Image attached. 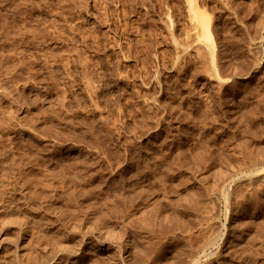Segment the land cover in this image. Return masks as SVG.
I'll return each instance as SVG.
<instances>
[{
  "label": "rangeland",
  "instance_id": "obj_1",
  "mask_svg": "<svg viewBox=\"0 0 264 264\" xmlns=\"http://www.w3.org/2000/svg\"><path fill=\"white\" fill-rule=\"evenodd\" d=\"M198 1L216 17L220 77L187 43V0H0V229L24 259L112 264L105 248L128 243L133 264H177L178 252L187 264L218 233L213 259L264 264V176L249 180L264 175V44L248 38L264 0Z\"/></svg>",
  "mask_w": 264,
  "mask_h": 264
},
{
  "label": "bare ground",
  "instance_id": "obj_2",
  "mask_svg": "<svg viewBox=\"0 0 264 264\" xmlns=\"http://www.w3.org/2000/svg\"><path fill=\"white\" fill-rule=\"evenodd\" d=\"M183 2H184V0H182ZM188 1V6L189 7H186V8H188V15L189 16H187L188 18H189V22H187L189 25H190V28H189V31H188V34H187V36H188V38L190 39V42L191 43H189V41L187 42L188 43V45L189 44H191V46H193L192 45V43L193 44H195V46L197 47V48H195L194 46V50L195 49H198L199 50V52L198 53H200L202 56H203V58L205 59L206 57H208V59H210L209 61V63L207 64V63H204V61H207L206 59L205 60H203V62H201L202 60V58H201V55H199V57L201 58L200 60H198V61H200V63H204V64H206L207 66H206V71H207V73L209 72V71H212L211 73H212V76H218V75H220L221 76V72H220V67H222L221 65V63L222 62H220L219 61V59H218V54H219V50L220 49H218L219 48V42L221 41H218V29H217V26H215V24L216 23H214V20H213V11H211L212 13V15L211 14H209L210 13V7H209V9L207 8V3L205 4L206 5V7L204 8V6H203V8H202V6H201V3H199L200 1H198V0H187ZM224 1V0H223ZM228 1V0H227ZM229 1H231V0H229ZM64 2V1H63ZM62 2V3H63ZM109 2V1H108ZM176 2V1H175ZM180 2V1H179ZM203 2V1H202ZM216 2H218V1H216ZM225 2H226V0H225ZM170 3V2H169ZM172 3H174V2H172ZM187 3V2H186ZM209 3V2H208ZM228 3V2H227ZM50 4V3H49ZM52 4V3H51ZM51 4H50V6H51ZM66 4V3H65ZM176 4H178V3H176ZM182 4V3H181ZM214 4H217V3H215L214 2ZM171 5V4H170ZM170 5H168V7L170 6ZM180 5V4H179ZM184 5V4H183ZM209 5H210V3H209ZM174 6V5H173ZM181 6V5H180ZM107 7V6H106ZM211 7H212V5H211ZM44 8V7H43ZM47 8H48V4H47ZM50 8V7H49ZM108 8V7H107ZM253 8L254 7H252V12H253ZM54 9V8H53ZM110 9V8H109ZM170 9H172V8H170L169 7V12H170ZM181 9V8H180ZM182 9H185V8H183V6H182ZM208 9V10H207ZM212 9H213V7H212ZM41 10H42V8H41ZM45 10V9H44ZM56 10V9H55ZM187 10V9H186ZM213 10H215V9H213ZM58 11V10H57ZM174 11V10H173ZM177 11V10H176ZM181 11L182 10H180V11H178V12H180L181 13ZM217 11V10H216ZM46 12V11H45ZM59 12V11H58ZM62 12V11H61ZM60 12V13H61ZM116 12V11H115ZM115 14V13H114ZM171 14H173L174 15V12L172 13V10H171ZM178 14V13H177ZM183 14H185V13H183ZM215 14V13H214ZM251 14V13H250ZM169 15H170V13H169ZM168 15V17H170ZM186 15V14H185ZM176 16V15H175ZM216 16V15H215ZM219 16V15H218ZM174 17V16H173ZM178 17H180V16H178ZM15 18V17H14ZM17 18V17H16ZM181 18V17H180ZM182 18H184V17H182ZM216 18V17H215ZM214 18V19H215ZM264 18V17H263ZM262 18V19H263ZM170 20H171V18H169ZM175 19H177V18H175ZM186 19V18H185ZM16 20V19H15ZM178 20V19H177ZM216 20V19H215ZM173 21V20H172ZM171 21V23H173ZM183 21H185L184 19H183ZM186 21H187V19H186ZM185 21V22H186ZM176 22V21H175ZM174 22V23H175ZM181 22H182V20H181ZM28 23V22H27ZM173 23V24H174ZM183 23V22H182ZM23 24L24 23H22V26H23ZM109 24H111V23H109ZM108 24V25H109ZM187 24V25H188ZM26 25H28V24H26ZM26 25H24V26H26ZM177 25V24H176ZM21 26V25H20ZM19 26V27H20ZM172 28H173V26H172V24L170 25ZM181 26H183V24H181ZM180 26V27H181ZM257 26H258V24H257ZM175 27V26H174ZM177 27V26H176ZM176 27H175V29H176ZM183 27H185V23H184V26ZM182 27V28H183ZM188 27V26H187ZM22 27H20V29H21ZM24 28V27H23ZM22 28V29H23ZM25 28H27L28 30H30V32L32 31V29L30 28H28L27 26L25 27ZM171 28V29H172ZM256 28V27H255ZM19 29V28H18ZM22 29H21V31H22ZM179 29V28H178ZM186 29H188V28H186ZM135 30V29H134ZM174 30V29H173ZM172 30V31H173ZM180 30V29H179ZM18 31V30H17ZM18 32V33H21V34H17V33H15V34H17L18 36L19 35H25V33H27V32H24V30L22 31V32ZM25 31H26V29H25ZM171 31V32H172ZM183 31H184V29H183ZM182 31V32H183ZM253 31V30H252ZM130 32V31H129ZM128 32V33H129ZM175 32V31H174ZM251 32V31H250ZM254 32H256V35L254 36H252V35H250V36H248V38H250L251 40H250V46L252 47V48H255V50L256 49H260V51H257L256 50V52H261V47H263V44H264V19L263 20H261V22H260V24H259V26H258V29H257V31H255L254 30ZM28 33H29V31H28ZM127 33V32H126ZM180 33V32H179ZM178 33V34H179ZM187 32H185V34H186ZM253 33V32H252ZM173 34V32L171 33V35ZM250 34V33H249ZM33 35H34V33H33ZM98 35V34H97ZM177 35V34H176ZM176 35H174V36H176ZM180 35V34H179ZM181 35H183V34H181ZM34 36H36V35H34ZM100 36V35H99ZM129 36V35H128ZM169 36H170V34H169ZM184 36H186V35H184ZM21 37V36H20ZM126 37V36H125ZM130 37V36H129ZM172 37V36H171ZM178 37V36H177ZM177 37H175V38H177ZM181 36H179L178 38L179 39H181V40H183L182 38H184V37H182V38H180ZM100 38V37H99ZM133 38V37H132ZM138 38V37H137ZM137 38H135V39H137ZM145 38V37H144ZM168 38V37H167ZM175 38H173L172 37V39H174L175 40ZM178 38H177V40H178ZM185 38H187V37H185ZM185 39L186 41L187 40H189V39ZM247 38V39H248ZM95 39H97V38H95ZM131 39V38H130ZM132 40V39H131ZM168 40V39H167ZM181 40H179V41H176V42H181ZM114 41V40H113ZM169 41V40H168ZM171 41V40H170ZM173 41V40H172ZM175 41H173V42H175ZM115 42V41H114ZM136 42V41H135ZM96 43H97V41H96ZM98 43H99V40H98ZM138 43V42H137ZM183 43V42H182ZM102 44V43H101ZM131 44V43H130ZM132 44H133V40H132ZM131 44V45H132ZM174 44V43H173ZM179 44V43H178ZM177 44V45H178ZM222 44V43H221ZM220 44V45H221ZM247 44H249V43H247ZM136 45V44H135ZM176 45V43H175V46H177ZM183 45V44H182ZM182 45H181V43H180V46L182 47ZM101 46V45H100ZM100 46L98 47V48H100ZM120 46V45H119ZM138 46H139V43H138ZM174 46V45H173ZM179 46V47H180ZM249 46V45H248ZM249 46V47H250ZM181 47L178 49L179 51H181L180 49H181ZM186 47V46H185ZM250 47V48H251ZM134 48V47H133ZM138 48V47H137ZM176 48H178V47H176ZM220 48H223V47H221L220 46ZM173 49V48H172ZM182 49H184V48H182ZM187 49H189L188 48V46H187ZM185 51H187L186 50V48L184 49ZM183 50V51H184ZM252 50V49H251ZM254 50V49H253ZM174 51H175V49H174ZM191 51H193V50H191ZM190 51V52H191ZM223 51V50H222ZM179 53H182V51L181 52H179ZM178 53V54H179ZM186 52H184L183 54H185ZM189 52H187L186 54H188ZM193 53V52H192ZM223 53V52H222ZM176 54H177V50H176ZM183 54H182V57H183ZM185 54V55H186ZM221 54V53H220ZM189 55H191L190 53H189ZM194 55H196L195 53H194ZM197 55V56H198ZM181 56V55H180ZM187 56V55H186ZM175 57H176V55H175ZM179 57V56H178ZM181 57V58H182ZM185 57V56H184ZM188 57V56H187ZM220 57V56H219ZM193 58V57H192ZM195 58H196V56H195ZM195 58L193 59V60H195ZM25 59V58H24ZM23 58H22V60H24ZM178 59V58H177ZM183 59H185V58H183ZM198 58H196V60H197ZM29 60V59H28ZM174 60H176V59H174ZM179 60V59H178ZM178 60H176V61H178ZM181 61H182V59H180ZM185 60H187V59H185ZM192 60V59H191ZM192 60V61H193ZM25 61H26V59H25ZM24 61V63H28V62H25ZM181 61H180V63H181ZM191 61V62H192ZM23 62V61H22ZM190 62V63H191ZM194 62H196V61H194ZM176 63H178V62H176ZM189 63V62H188ZM21 64V63H20ZM19 64V65H20ZM186 64V63H185ZM185 64L183 65V67H185ZM193 64V63H192ZM191 64V65H192ZM196 64V63H195ZM194 64V65H195ZM198 64V63H197ZM203 64V65H204ZM181 65V64H180ZM180 65H177V66H180ZM188 65V64H187ZM193 65V66H194ZM262 65V64H261ZM24 66H25V64H24ZM197 66V65H196ZM191 67V66H190ZM210 69H209V68ZM21 68V67H20ZM26 68V67H25ZM25 68H23V69H25ZM180 69H182L181 67H180ZM22 70V69H21ZM211 73H208V74H210L211 75ZM214 74V75H213ZM212 76H211V78H212ZM220 76H218V77H220ZM173 78V77H172ZM217 78V77H216ZM91 82H89V84H90ZM91 85V84H90ZM175 88V87H174ZM95 90H97V89H95ZM98 92V91H97ZM130 99V98H129ZM149 103H150V101H149ZM172 108V107H171ZM174 108V107H173ZM166 109V108H165ZM62 111V110H61ZM66 111H69V110H66ZM67 113V112H66ZM70 113V112H69ZM59 114H60V111H59ZM62 114H63V112H62ZM61 115V114H60ZM172 115V114H171ZM69 117V116H68ZM70 119H72V118H70ZM73 120V119H72ZM159 123H161V122H159ZM139 148V147H138ZM8 150V149H7ZM7 150H5L6 151V154H8V155H5V152L3 153L6 157L7 156H9V153H7ZM39 150V149H38ZM37 150V151H38ZM42 150V149H41ZM44 150V149H43ZM48 150H50V149H48ZM136 150H138V149H136ZM141 151H143L142 149H140ZM10 151V149L8 150V152ZM47 151V150H46ZM140 151V152H141ZM12 152V151H11ZM41 152V151H40ZM43 152V151H42ZM50 152V151H49ZM137 152H139V150L137 151ZM136 152V153H137ZM31 153V152H30ZM30 153L28 154V152H27V155L30 157V156H32V155H30ZM135 152H134V154H136ZM41 154V153H40ZM40 154H38V155H40ZM42 154H44V153H42ZM46 154V153H45ZM140 154V153H139ZM142 154V153H141ZM140 154V155H141ZM13 155H14V153H13ZM35 155H37L36 153H35ZM139 155V156H140ZM4 156V157H5ZM12 156V155H11ZM16 156H17V154H15L14 155V157H12V158H14V159H16ZM135 156V155H134ZM35 157H37V156H35ZM136 157H138V155L136 156ZM143 157V156H142ZM162 157V156H161ZM160 157V158H161ZM3 158V157H2ZM2 158L0 159V160H2ZM11 158V157H10ZM9 158V159H10ZM60 158V157H59ZM62 158V157H61ZM132 158H134V157H132ZM131 158V159H132ZM163 158H164V156H163ZM13 159V160H14ZM155 159H156V157H155ZM158 159V158H157ZM5 160V159H4ZM3 160V161H4ZM11 161H12V159H10ZM61 160V159H60ZM137 160V159H136ZM153 160V159H152ZM2 161V162H3ZM7 161V160H6ZM9 161V160H8ZM110 161V160H109ZM143 161V160H142ZM158 161V160H157ZM10 162V161H9ZM8 162V163H9ZM14 162H16V161H14ZM13 161H12V163H14ZM66 162V160L64 161V163ZM139 162H140V159L138 158V161L137 162H133L132 161V163H131V165H133V163H134V165L135 164H137L136 166H138L139 165ZM144 162V161H143ZM146 162H148V161H146ZM156 162V161H155ZM4 163V162H3ZM7 162H5V164L4 165H6L7 166V164H6ZM79 163V162H78ZM130 163V162H129ZM10 164V163H9ZM60 164V163H59ZM62 164V163H61ZM66 164H67V162H66ZM66 164H64V165H66ZM141 164V163H140ZM145 164V163H144ZM153 164V163H152ZM12 164H10V165H8V166H11ZM16 165V164H15ZM112 165V164H111ZM147 165H149V164H147ZM155 165V164H154ZM157 165H158V163H157ZM68 166V165H67ZM149 166H151V165H149ZM0 167H1V165H0ZM70 167V166H69ZM126 167V166H125ZM128 167V166H127ZM131 167V166H130ZM161 167V166H160ZM2 168V167H1ZM7 169H11V167H6ZM5 168V169H6ZM14 168H15V166H14ZM14 168H12V170L14 169ZM62 168H64V166L62 167ZM72 168V166L70 167V169ZM74 168V167H73ZM110 168V167H109ZM124 168V167H123ZM138 168V167H137ZM142 169H144L145 170V167L143 168V167H141ZM151 168V167H150ZM153 168H154V166H153ZM82 169V168H81ZM141 169V170H142ZM61 171H62V169H60ZM66 170V169H65ZM68 170H69V168H68ZM73 170V169H72ZM74 170H76V169H74ZM78 170V169H77ZM83 170V169H82ZM122 170V169H121ZM127 170V169H126ZM152 170V169H151ZM153 170H156V168L155 169H153ZM158 170V169H157ZM69 171H71V170H69ZM79 172H80V169L78 170ZM132 171V170H131ZM135 171V170H134ZM138 171V172H137ZM140 170H138V169H136V171H135V173L137 172L138 173V175L140 176V174L139 173H143V172H139ZM143 171V170H142ZM146 171V170H145ZM144 171V172H145ZM252 172H251V174H249L250 175V179L249 180H251V178H256V176H261V178H263V173L259 170V169H253V170H251ZM66 172H68V171H66ZM83 172V171H82ZM122 172V171H121ZM148 172L150 173V171L148 170ZM148 172H146L145 174L147 175V177H151V175H148L147 173ZM156 173H157V171H155ZM243 172V171H242ZM245 172V171H244ZM47 173H48V171H47ZM54 173V172H53ZM52 172H50V174H52V175H54ZM59 173V172H58ZM61 173V172H60ZM59 173V174H60ZM71 173H72V171H71ZM70 173V174H71ZM133 173V172H132ZM135 173H133L134 175H135ZM136 173V174H137ZM58 174V175H59ZM68 175V173H65V175ZM69 174V175H70ZM78 174V173H77ZM63 175H64V173H63ZM67 175H66V177H67ZM76 174H74V176H75ZM83 175H85V174H83ZM156 175V174H155ZM238 175V174H237ZM237 175H235V176H233L232 177V181L233 180H237L238 179V181L243 177L242 175H239V176H237ZM245 175V174H244ZM76 176H78V175H76ZM122 176H124V175H122ZM143 176V175H142ZM237 176V177H236ZM247 176H248V174H247ZM58 177V176H57ZM60 178H61V176H59ZM79 177V176H78ZM125 177V176H124ZM135 177V176H134ZM137 177V176H136ZM144 177H146V176H144ZM154 177V176H153ZM59 178V179H60ZM71 178H73V176H71ZM84 178V177H83ZM93 178H95L94 176H93ZM107 177H105V179H106ZM139 178V177H138ZM143 178V177H142ZM244 178V177H243ZM58 179V180H59ZM63 179V177L61 178V180ZM68 179V181H69V178H67ZM77 179V178H76ZM79 179H81V180H83L82 178H81V173H80V177H79ZM122 179V178H121ZM126 179V178H125ZM150 179V178H149ZM245 179V178H244ZM243 179V180H244ZM57 180V181H58ZM60 180V181H61ZM66 180V179H65ZM103 180V179H102ZM137 180V179H136ZM230 179H228V181H229ZM230 180V181H231ZM247 180V179H246ZM248 180V181H249ZM74 181H75V179H74ZM77 181V180H76ZM100 181V180H99ZM111 181H113V180H111ZM116 181V180H115ZM140 181H141V179H140ZM147 181H148V179H147ZM146 181V182H147ZM150 181V180H149ZM227 181V183L225 184V189L227 190H229L230 192H232L231 190H232V188H231V186H229L230 185V183ZM241 181V180H240ZM59 182V181H58ZM63 182H64V180H63ZM62 182V183H63ZM78 182H81V183H84V182H82V181H78ZM78 182H76V183H78ZM105 183L107 182V180L106 181H104ZM121 182V181H120ZM123 182V181H122ZM121 182V183H122ZM251 182V181H250ZM62 183H60V184H62ZM75 182H74V184H76ZM81 183H80V185H81ZM100 183V182H99ZM113 183V182H112ZM136 183V182H135ZM148 183V182H147ZM146 183V184H147ZM236 183H237V181H236ZM236 183H235V185H236ZM249 183V182H248ZM59 184V185H60ZM70 184V183H69ZM68 184V185H69ZM72 184V183H71ZM79 184V183H78ZM108 185H109V182L107 183ZM118 184H120V183H118ZM123 184H125V183H123ZM143 184V183H142ZM65 185V184H64ZM89 185V184H88ZM99 185V184H98ZM121 185V184H120ZM233 185V184H232ZM234 185V187H236ZM62 186H63V184H62ZM71 186V185H70ZM75 186H77V184L75 185ZM87 186V185H86ZM86 186H85V188L83 189L84 191H86L89 187H87V189H86ZM89 186H91V183H90V185ZM93 186V188L95 189V187H94V185H92ZM92 186H91V188H92ZM100 186H102V183H101V185ZM100 186H99V188H100ZM69 187V186H68ZM67 186H66V188H68ZM73 187V186H72ZM79 187H81V186H79ZM79 187H78V189H79ZM84 187V186H83ZM115 187H117L116 186V184H115ZM114 187V188H115ZM126 187V186H125ZM66 188H64V189H66ZM70 188V187H69ZM76 187H74L73 189H75ZM92 188V189H93ZM97 188V187H96ZM102 188V187H101ZM104 188V187H103ZM108 188V187H107ZM112 188V187H111ZM122 188H124L123 186H122ZM122 188H121V186H120V189L122 190ZM90 189V188H89ZM110 189V188H109ZM109 189H108V193H110L109 192ZM117 189V188H116ZM75 190H77V188L75 189ZM81 190V189H80ZM91 190V189H90ZM90 190H88V191H90ZM103 190V189H102ZM101 190V191H102ZM114 190V189H113ZM125 190V189H124ZM71 191H73L72 189H71ZM105 191H107L106 189H105ZM110 191H111V189H110ZM77 192V191H76ZM95 192V191H94ZM117 192H119V191H117ZM123 192V191H122ZM70 193H72V192H70L69 191V194ZM74 194H75V191L73 192ZM82 193V191H80V194ZM84 193V192H83ZM86 193H87V191L85 192V196H86ZM111 193H113V192H111ZM116 193V192H115ZM114 193V194H115ZM124 193V192H123ZM128 193V192H127ZM127 193H125L124 195H126ZM90 194H92V192H90ZM95 194H98L97 192L95 193ZM95 194H93V195H95ZM117 194V193H116ZM71 195V194H70ZM76 195V194H75ZM110 195V194H109ZM109 195H108V197H107V201L108 200H110V199H108V198H110L109 197ZM124 195H122V193L121 194H119V197H120V200H126V202H127V200H129V199H127ZM81 195H79V197H80ZM84 196V195H83ZM83 196H81V197H83ZM91 196V195H90ZM96 196V195H95ZM100 196V194L97 196V197H99ZM126 196H129V195H126ZM75 197V196H74ZM78 196H76V198H77ZM92 197V196H91ZM101 197V196H100ZM106 197V196H105ZM114 197V196H113ZM118 197V196H117ZM125 197V198H124ZM73 198V197H72ZM85 198V197H84ZM90 198V197H89ZM102 198V197H101ZM115 198V197H114ZM75 199V198H74ZM83 199V198H82ZM112 199V198H111ZM76 200H78V201H80L79 200V198L78 199H76ZM92 200V199H91ZM134 200V199H133ZM145 200V199H144ZM99 201V199L98 200H95V202L97 203ZM112 201V200H111ZM114 201H116V199L114 200ZM211 204H212V209H210V212L207 214V219H208V224L209 223H211L212 224V226L213 227H215V223L217 222V221H215L216 220V218H217V214H218V212H219V205L217 204V200H216V197L215 196H212V198H211ZM95 203V204H96ZM117 203H118V199H117ZM128 203H130V201L128 202ZM134 203H136V202H134ZM127 204V203H126ZM125 204V205H126ZM132 204H133V202H132ZM92 205V204H91ZM135 205V204H134ZM133 205V206H134ZM93 206H94V204H93ZM100 206V205H99ZM92 207V206H91ZM98 207V206H97ZM93 208V207H92ZM95 208V207H94ZM101 210H102V208L101 207H99ZM133 208V207H132ZM121 209H122V207H121ZM94 210V209H93ZM118 210V209H117ZM123 210V209H122ZM229 210V209H228ZM4 211V208H2L1 206H0V213L1 212H3ZM227 214H228V211H227ZM228 217V216H227ZM95 222V221H94ZM3 223V220H2V218H1V216H0V226H1V224ZM95 224H96V222H95ZM2 229H0L1 231H0V264H61V261L63 260V259H55V260H57V262L56 263H53V262H51L50 261V259H44V254L43 253H38L37 251H35L34 253H30V255L28 256V259H24V255H25V253L26 252H24L23 250H21V247H22V244H21V242H22V240H20V236H19V239H15V241H12V242H9V244H5L4 243V241L6 240V237L4 236V234L6 233V231H5V229H3L4 227H1ZM94 231V228H92L91 229V231ZM219 234L218 233H214V234H212V235H209V237H207L202 243H200V244H198L197 246H195L193 249H192V255H191V259H189V261H188V263L187 264H221L220 262V260L219 259H213V257H215V256H217V252H218V250H215V248H213V246L218 242V238H219ZM99 241V240H98ZM98 241H96V242H94V243H97ZM11 244V245H10ZM95 247V246H97V245H95V244H92L91 246H90V248L89 249H91L92 247ZM216 247V246H215ZM217 249V248H216ZM3 250L5 251H8V255H5L4 253H3ZM130 250V246L128 245V243H125V245L124 246H121V249H120V251H118L117 249H115L114 251H112L110 248H105V250H104V253H106L107 254V257L109 258V261H111V263L112 264H133L132 263V257L130 258L129 256H127V255H125V253L126 252H128ZM78 251V249H76V250H72L71 252H77ZM13 252V254H11ZM33 252V251H32ZM117 252L119 253V254H117ZM6 254H7V252H5ZM179 254H177V264H182V260H183V252H178ZM10 255V256H9ZM68 260H70L69 262H70V264H78V262L76 261V260H72V259H68ZM65 264H69V263H65Z\"/></svg>",
  "mask_w": 264,
  "mask_h": 264
}]
</instances>
